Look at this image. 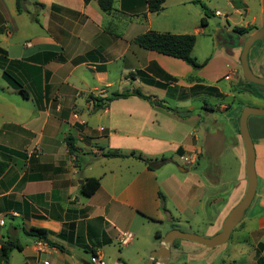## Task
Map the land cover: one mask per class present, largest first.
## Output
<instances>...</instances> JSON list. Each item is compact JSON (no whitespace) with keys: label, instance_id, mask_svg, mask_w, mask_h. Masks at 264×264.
Masks as SVG:
<instances>
[{"label":"crops","instance_id":"crops-1","mask_svg":"<svg viewBox=\"0 0 264 264\" xmlns=\"http://www.w3.org/2000/svg\"><path fill=\"white\" fill-rule=\"evenodd\" d=\"M111 1L105 13L96 0H22L20 12L16 0H0L3 67L27 93L24 98L10 87L0 68V146L22 155L0 151V248L10 240L20 246L6 261L0 255V264H90L94 254L105 261L104 247L114 242L135 257L117 251L113 264H145L160 238L198 210L216 206L206 234L219 233L245 195V151L234 103L239 95L254 97L251 107L263 109L264 90L256 95L237 78L242 43L225 51L221 64L211 57L193 70L134 40L148 31L189 35L174 26L186 20L194 0H165L158 13L147 12L142 0ZM225 1L226 17L237 15L244 19L238 27L255 28L241 35L242 42L264 26V0ZM258 68L252 73L264 77V66ZM133 90L167 109L137 96L93 109L90 97ZM247 127L257 185L236 227L251 240L239 251L244 255L242 246L250 245L249 262L256 264L258 251L264 262V117H248ZM67 138L75 154L68 152ZM108 151L168 161L150 170L133 157H103ZM86 179L99 182L90 197L81 192ZM32 228L47 231L54 245L24 233ZM123 234L130 236L126 245ZM172 247L184 244L175 240Z\"/></svg>","mask_w":264,"mask_h":264},{"label":"rangeland","instance_id":"rangeland-1","mask_svg":"<svg viewBox=\"0 0 264 264\" xmlns=\"http://www.w3.org/2000/svg\"><path fill=\"white\" fill-rule=\"evenodd\" d=\"M200 2L207 8L206 14L200 5L193 4L186 11V20L184 22H178L177 25L174 26V30L194 35L195 44L192 49L191 56L197 63L201 64L205 60L215 57V63L221 64V61L223 62L227 58L225 51L231 50L232 48L238 50L241 43H243L242 41L244 36L234 32L233 25L236 23L235 25L237 27L243 26L244 19L241 20V18L237 15H233L232 20L229 17H226V15H229V7L226 3L227 1L225 0H200ZM250 4L253 7V1H250ZM216 12L218 14H216ZM175 13L177 12H174V14ZM202 18L205 19L203 27L200 25V20ZM197 28H202V32H195V29ZM219 49L224 52L223 55L217 54L216 50ZM248 61L249 67L254 74L257 73V71L259 72L260 67L257 69L258 66H264V37L254 43L251 47L248 54ZM236 65L237 78L240 79L241 83L246 84L247 81L243 77L240 65H238L237 62ZM251 85L255 89L259 87L254 84ZM253 98H248L244 95L236 97L234 106L237 107L236 112L239 116L244 107H251L252 105H255L256 100ZM207 102L211 104L216 101ZM193 104L196 107H200L202 105L201 102L196 101H194ZM180 161H175V167L178 165L181 166ZM215 213L216 206H210L204 210H198L194 219L189 222H185L183 220L180 221L177 226L178 230L183 233L207 238L209 235L206 233L208 227L213 222ZM20 237L23 238L22 235ZM245 237V233L243 231H239L238 227H236L232 231L228 241L223 246L213 249H208L203 245L194 244L189 241L176 240L177 243L184 244V247L179 249H176L175 247L171 248L170 260L168 264H250V245L245 244L242 246L244 250H246L243 253L244 255H242L241 251H239V248L241 247L240 244L244 243V241H248V244H251V240L243 239ZM141 248H146L145 244H143ZM104 250L106 264H113L116 261L115 255L117 254V251H126L129 253V257L132 259L135 257L132 250H126L124 246L118 245L116 242L110 246H105ZM147 259L148 258H146L144 263H146Z\"/></svg>","mask_w":264,"mask_h":264},{"label":"trees","instance_id":"trees-1","mask_svg":"<svg viewBox=\"0 0 264 264\" xmlns=\"http://www.w3.org/2000/svg\"><path fill=\"white\" fill-rule=\"evenodd\" d=\"M22 0H16V11L20 12V5H21ZM85 3L89 2L90 0H83ZM98 3L99 8L101 11L108 13L112 9V1L111 0H96ZM165 0H142V3L146 5L147 12L149 13H158L159 11L162 10V5ZM196 4H199L201 8L205 11L207 8L200 2V0H194L193 1ZM205 24V19L200 20V25L204 26ZM255 28L253 27H248V28H242V27H233V31L238 33L239 35H246L250 33L252 30ZM134 43L139 46L140 48L147 50V51H154L159 54L173 57L176 59H179L186 63L188 66H190L193 70H198L200 69L203 64H198L194 58L191 56L192 49L195 44V37L194 35H174L170 33H159L155 31H148L140 36H138L135 40ZM2 54L4 52L0 49V68L2 69V78L6 81V83L14 88L17 89L22 97L26 98L27 93L23 89L21 83L19 80L9 71L4 69L3 67V62L5 63L6 60L2 57ZM192 79V78H190ZM248 87H252L251 84L247 83ZM253 88V87H252ZM251 88V89H252ZM261 88H253V92L256 95H259ZM260 91V92H259ZM264 92V91H262ZM129 96H137L140 97L144 100H146L149 104L154 105V106H159L162 108H165L164 105L161 102H157L150 97H146L142 95L138 90H133L131 92H123L120 94H112L109 97L106 98H95V97H90V100L93 102V109L97 110L102 107H105L108 102L118 99V98H126ZM167 109V108H165ZM66 145L68 147V152L70 154H75L77 149L74 147L73 140L72 138H67L66 139ZM0 151L11 154L13 156H18L21 157L22 155L19 154L16 151L10 150L8 148H5L3 146H0ZM103 157L106 158H126V157H133L136 159H139L143 161L148 169H154L155 167L166 163L168 160L161 158L160 160H150L143 158L140 155H135L134 152H130L128 155L126 154H121L117 151H108L103 154ZM3 167V164L0 163V172ZM99 188V182L97 179H86L84 184L81 185V192L85 197H90L93 195L96 190ZM161 197V195L159 194ZM24 233L36 240L43 241L47 243L48 245H54L49 241L47 238V231L43 229H35L32 228L28 231H24ZM58 249H62L60 246H57ZM261 248V246H260ZM13 249H20V246L16 241L10 240L7 241L3 246L0 248V255L5 258V261L7 259L8 253L13 250ZM256 264H264L263 258L260 255V252L256 254Z\"/></svg>","mask_w":264,"mask_h":264},{"label":"water","instance_id":"water-1","mask_svg":"<svg viewBox=\"0 0 264 264\" xmlns=\"http://www.w3.org/2000/svg\"><path fill=\"white\" fill-rule=\"evenodd\" d=\"M264 37V26L247 36L242 43L239 56L240 68L244 79L250 83L264 89V77L256 76L252 73L248 64V53L251 47ZM264 74V69L262 70ZM182 115H185L182 113ZM250 116L264 117V108L256 109L252 107H244L238 119V130L245 151V176L247 180V188L242 200L229 212L224 219L221 231L212 237L203 238L193 234L183 233L177 229L170 230L159 240V245L154 250L145 264H167L170 259V249L175 240L189 241L195 244L203 245L208 249H212L225 244L232 230L242 220L245 211L249 207L256 190V175L254 171V149L253 143L248 132L247 119Z\"/></svg>","mask_w":264,"mask_h":264},{"label":"built area","instance_id":"built-area-1","mask_svg":"<svg viewBox=\"0 0 264 264\" xmlns=\"http://www.w3.org/2000/svg\"><path fill=\"white\" fill-rule=\"evenodd\" d=\"M218 14V13H217ZM183 161H187V159H184L183 157L180 158ZM0 224H3V220H0ZM130 236L127 234L122 235V240L120 241L122 245H126ZM44 264H47V262H44ZM90 264H105V261L103 257L100 254H94L90 257Z\"/></svg>","mask_w":264,"mask_h":264}]
</instances>
